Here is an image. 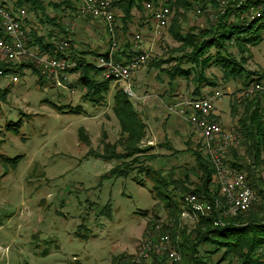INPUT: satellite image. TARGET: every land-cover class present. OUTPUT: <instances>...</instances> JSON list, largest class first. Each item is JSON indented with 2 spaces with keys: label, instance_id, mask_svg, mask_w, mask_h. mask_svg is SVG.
Instances as JSON below:
<instances>
[{
  "label": "rangeland",
  "instance_id": "obj_1",
  "mask_svg": "<svg viewBox=\"0 0 264 264\" xmlns=\"http://www.w3.org/2000/svg\"><path fill=\"white\" fill-rule=\"evenodd\" d=\"M14 1L0 0V5L14 10ZM39 1L38 9L23 7L27 37L31 31L37 36L49 33L55 41L67 38L70 46L66 54L76 61L70 70L80 65L78 57L84 58L83 63L86 60L95 64V55L102 47L99 44L102 22L80 15V0H67L72 9L58 7L63 0ZM193 3L195 7L185 12L179 23L183 34L214 26L216 21V8L211 2H206L199 14L196 7L203 4L199 0ZM114 14L119 13L114 11ZM133 14L127 33L117 30L115 39L123 51L128 45L131 51L145 50L149 56L132 74L134 97L128 99L146 126L140 147H152V150L139 158L154 171L153 175L134 171L127 178L118 177L113 170L120 162L106 154V146L122 138L120 123L113 111V95L122 90L121 85L111 83L103 99L101 94L84 96L86 89L76 84L78 74L65 72L60 78L65 76L63 83L67 89L55 87L57 80L49 73H40L33 58L34 55L49 56L26 45L29 57L10 62L18 82L11 83L9 77H0V90L6 93L0 98V264H116L127 257L123 260L127 264H151L136 261L140 245L169 234L162 233L163 229H176L160 193L170 195L181 204L179 189L174 190L169 184L165 190L154 179L183 181L186 174L193 186L197 183V176L192 173V170L197 172L195 159L189 151L195 149L196 135L193 132L182 135L185 128L181 129L177 121L172 127L158 100L162 98L164 104L173 107L176 97L185 95L192 99L194 85L191 83L187 88L188 82L181 78L169 85L167 76L154 66L158 61H169L161 66L169 69L174 65L170 60L178 56L180 44L170 33L174 13L170 10L168 28L157 37L146 12L143 20L137 12ZM52 18L55 25L49 22ZM114 25L120 27L118 18ZM257 33L260 41L247 44L236 59H246L245 71L252 74V80L260 77L264 84V30ZM136 35L139 40H135ZM106 45L111 47L109 41ZM238 48L236 44L231 45L229 51L237 54ZM29 64L39 73H33ZM206 74L215 77V85L204 88L203 92L221 94L220 99L212 101L219 116L218 124L228 132L233 131L237 119L231 116L232 103L239 96L244 79L226 81L221 70L213 66ZM99 75L100 71L94 75L96 81H102ZM167 89L177 96L170 95ZM58 106L64 109L59 111ZM213 182L218 189L214 176ZM183 209L180 206L178 229H184L185 235L192 239L197 219L183 216ZM175 241L181 242L179 238ZM170 246L173 247L171 242ZM209 249L202 245L198 251L206 257L205 251ZM221 253L213 254L210 260L218 261ZM179 256L178 262L167 259L166 263L183 264L180 253ZM231 264L239 262L234 259Z\"/></svg>",
  "mask_w": 264,
  "mask_h": 264
},
{
  "label": "trees",
  "instance_id": "obj_2",
  "mask_svg": "<svg viewBox=\"0 0 264 264\" xmlns=\"http://www.w3.org/2000/svg\"><path fill=\"white\" fill-rule=\"evenodd\" d=\"M157 1L113 0L112 8L119 13L113 19L115 33L117 30H121L122 34H126L129 24L133 22V12H137L142 18V15L145 16L146 12L144 4L150 2L157 5ZM199 1L203 5L200 8L196 7V10L200 12L206 2H211L210 4L215 6L216 21L213 24L214 26L206 29H192L186 34L181 33L179 30V23L184 13L195 7L193 0L165 1V4L174 13L170 33L180 44V47L178 48V56L174 57V60H170L171 62L174 61L171 68H161L163 63L166 64L169 61H158L154 63V66L160 68V72L167 76L169 85H173L177 78L186 80L188 82L187 88L193 83L190 97L192 99L211 95V92L205 94L203 90L206 87H214L215 85V77H209L206 74L207 69L212 66L221 70L222 79L226 81L231 78L244 79L240 94L232 103L231 116L237 119L235 128L233 131H229L235 136L238 145L229 147L224 163L230 169L246 176L248 186L254 192L255 200L247 211L238 213L236 216L226 215L224 208L223 210L213 211L210 216L198 217L195 229L192 231L193 238L190 239L191 237L185 235L184 229L181 231L178 229V217L182 203L180 204L170 195L160 193L164 207L168 211V217L171 218L174 227H176V229H163L164 232L162 233H169L166 235L169 236L172 246L176 247L180 253L183 264H223L224 262L231 264L234 259L239 264H264V104L259 97H247L242 94L244 87L251 81L260 82L261 78L258 77L252 80V77H250L252 74L246 72L243 67L246 59L243 57L240 60L236 59L237 55L243 53L247 44L255 45L260 41L257 31L264 30V15L253 21H247V17L244 20L240 18L242 14L246 13L247 8L245 6L240 9L233 8L234 0H226L228 6L223 14H220L219 9L221 0ZM40 3L39 0H15L12 7L14 10H10L7 5L1 6L16 12L24 10L23 7L25 6L31 10L38 9ZM62 5L65 8H73L70 1L67 0L58 3V7ZM116 18L121 23L120 27L114 25ZM147 18L149 19V17ZM143 19L144 17L140 20ZM49 22L55 25L53 18ZM29 33L28 47L36 46L41 54L55 58L60 57L55 52L56 45L62 39L67 38H60L55 41L53 35L51 36L49 33L45 36H37L31 31ZM0 38H5L3 30L0 32ZM235 44L239 48L236 49L237 54H232L229 51L230 46ZM128 48V45H125V51L122 54L131 57L134 53ZM92 54L96 53L92 52ZM103 54H96L95 57L98 58ZM117 54L115 55L117 56ZM77 59L81 62L80 65L74 69H68L66 72L78 74L76 84L86 89L84 96L101 94L103 99L112 81H96L94 75L99 74V69L95 67V64L86 60L83 63L81 60L84 59L83 57ZM20 66L23 67V65ZM27 66L33 69V73H39L30 64ZM21 67H19L20 71ZM0 71L2 73L0 77H4L7 74H12L15 68L11 67L10 61L1 60ZM5 94V91L0 90V98H3ZM128 97L129 95L120 89L113 95V111L120 123L122 138L114 144L106 146V154L120 162L113 170L116 176L127 178L134 171L150 176L153 175L154 171L144 161H140L139 156L144 153L147 154L152 150V147L143 149L140 147L146 135V126L134 110ZM57 109L62 111L64 108L58 106ZM218 118L219 116H215L211 119L218 123ZM118 148L121 150L118 151ZM189 151L195 159V168L197 169V172L192 170L198 180L194 186V183L187 180L188 175L186 174L184 176L186 179H183V181L178 179L169 182L166 179L159 178H155L154 181L163 186L165 190L169 184L174 186V190L179 189L178 195L181 196L182 201L186 195L184 193H192L200 199L214 201L219 198L218 190L214 188V168L207 155L202 154L201 143L195 144V149H189ZM187 181L189 182L188 186ZM157 195L159 194L157 193ZM175 238H179L181 242H176ZM202 245L210 247L208 251H205L208 254L206 257L201 256L198 251V248ZM220 252L222 253L218 261L213 262L210 260L213 254ZM126 259H129V257L119 259L116 264H127V261H123ZM166 260V255L152 253L148 263L167 264ZM142 264L144 263L142 262Z\"/></svg>",
  "mask_w": 264,
  "mask_h": 264
},
{
  "label": "built area",
  "instance_id": "obj_3",
  "mask_svg": "<svg viewBox=\"0 0 264 264\" xmlns=\"http://www.w3.org/2000/svg\"><path fill=\"white\" fill-rule=\"evenodd\" d=\"M80 1V15H88L103 21L109 36V44H111L109 50L99 56L95 62V67L100 71L99 79L121 84L123 92L134 97L130 79L132 74L147 61L148 54L145 50L134 51V55L131 57L122 54L123 50L118 47L113 28L115 16L112 8L113 0ZM165 1L158 0L157 5L150 2L144 4L151 21L152 32L156 37L160 36L162 31L167 30L169 25L170 9ZM227 6L228 1L221 0L220 14L225 12ZM242 6L247 8L246 13L240 16L243 20L247 17V21H253L264 15V0H234L232 4L235 9H240ZM199 13L200 11L197 10V14ZM25 17V10L12 12L0 5V23L5 36V38H0V59L3 61L12 62L29 57L26 47L28 37L23 26ZM139 39V35H136L135 40ZM69 46L68 39H62L56 45L55 50L60 57L38 58L36 55L33 56L40 73L51 74L57 80L55 83L60 89H67L63 83L66 78L64 75L60 78V75L76 65V61L70 60L66 54ZM116 53H118L117 56ZM68 61H71V64H68ZM0 75H2L1 71ZM4 77H9L11 83L18 82V76L14 73ZM242 94L247 97H259L264 104V84L261 81H251L244 87ZM178 98V103L170 107L169 110L174 115L185 119L198 132L201 149L214 168V179L218 183L219 194V198L214 201L200 199L192 193L186 194L181 204L182 208L184 207L181 211L182 215L190 219H198V217L210 216L213 211L224 208V213L229 216H236L238 213L247 211L255 200L254 192L248 186L246 176L226 166L223 157L230 146L238 145V141L234 135L225 131L220 124L211 119L217 116L212 101L220 99L221 94L215 91L204 98L188 99L183 96ZM170 242L168 235H161L155 241L143 242L138 249L136 261L138 263L139 261H149L150 255L156 253L166 255L167 259L173 263L178 262L180 260L179 253L170 246Z\"/></svg>",
  "mask_w": 264,
  "mask_h": 264
},
{
  "label": "crops",
  "instance_id": "obj_4",
  "mask_svg": "<svg viewBox=\"0 0 264 264\" xmlns=\"http://www.w3.org/2000/svg\"><path fill=\"white\" fill-rule=\"evenodd\" d=\"M94 19V18H93ZM96 20V19H95ZM97 21H100V22H102V23H100L101 24V27H102V33H103V35H101V42L99 43L100 44V46H102L100 49H99V52L97 53L98 55H100V54H103V53H105V52H107L108 50H109V47H108V45H106L107 43H108V41H109V38H108V36L105 34L106 33V31H105V25H104V22L103 21H101V20H97ZM23 26H24V24H23ZM1 30H2V26H1V23H0V32H1ZM30 32V31H29ZM38 36H41V35H38ZM30 37H29V35H28V39H29ZM36 47V46H35ZM31 48V47H30ZM37 48V47H36ZM90 51V50H89ZM124 52V51H123ZM127 52V51H126ZM132 52H134V50H132ZM92 53V52H91ZM127 54V53H126ZM118 55V54H117ZM2 59H0V61H1ZM3 61V60H2ZM55 83V82H54ZM113 84H119V83H114V82H112ZM121 85V84H120ZM55 87H57V85H56V83H55ZM167 92H169L170 93V95H172L173 97H175V96H177V95H175V93H173L172 91H170L169 89H167ZM181 96H183V95H181ZM183 97H185V95L183 96ZM145 98L146 97H143V99L145 100ZM188 98V97H187ZM178 99L179 98H174L173 100H175V102L173 103L174 104V106L178 103ZM143 100V101H144ZM161 100H162V98H161ZM160 99L158 100V103H159V105H160V107H161V109L163 110V108H164V112H165V114H166V117H168V118H170V125L172 126H174L176 123H178V124H180L179 125V127L181 128V129H184V133H182V135H184L185 136V133H189V132H193V133H195V135H196V141H195V139H193L194 141H195V144L197 145L198 143H200V137H199V134H198V132L194 129V128H192L190 125H189V127H186V126H184V125H187L188 123L185 121V119H182V118H180V117H178V116H176V115H174L173 113H171L170 112V110H169V108H170V106L169 105H167L166 103L164 104V102L163 101H161ZM136 111V110H135ZM137 112V111H136ZM138 113V112H137ZM141 118V117H140ZM177 121V122H176ZM180 121V122H179ZM182 121V122H181ZM176 122V123H175ZM145 124V123H144ZM172 126V127H173ZM188 126V125H187ZM187 130V131H186ZM225 130V129H224ZM225 131H227V130H225ZM228 132V131H227ZM187 136V135H186ZM188 139H186V141H187Z\"/></svg>",
  "mask_w": 264,
  "mask_h": 264
}]
</instances>
